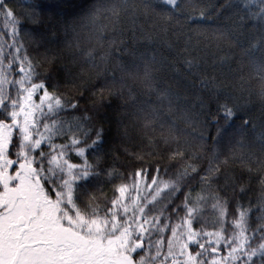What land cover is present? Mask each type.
Returning <instances> with one entry per match:
<instances>
[{
	"label": "snow or ice",
	"instance_id": "obj_1",
	"mask_svg": "<svg viewBox=\"0 0 264 264\" xmlns=\"http://www.w3.org/2000/svg\"><path fill=\"white\" fill-rule=\"evenodd\" d=\"M70 7L0 0V264H264V0Z\"/></svg>",
	"mask_w": 264,
	"mask_h": 264
},
{
	"label": "trees",
	"instance_id": "obj_2",
	"mask_svg": "<svg viewBox=\"0 0 264 264\" xmlns=\"http://www.w3.org/2000/svg\"><path fill=\"white\" fill-rule=\"evenodd\" d=\"M39 3L45 12L56 13L60 10V5H70L72 7L66 8L65 11L77 12L81 7H87L95 3V0H39ZM61 40H63V36H61ZM65 55H67V53H65ZM259 111L260 108L257 105L255 107V112L259 114Z\"/></svg>",
	"mask_w": 264,
	"mask_h": 264
}]
</instances>
